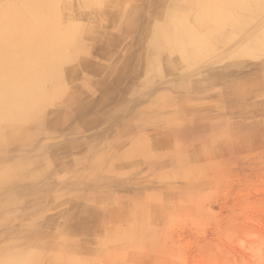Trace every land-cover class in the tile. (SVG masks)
I'll return each mask as SVG.
<instances>
[{
  "label": "rangeland",
  "instance_id": "1",
  "mask_svg": "<svg viewBox=\"0 0 264 264\" xmlns=\"http://www.w3.org/2000/svg\"><path fill=\"white\" fill-rule=\"evenodd\" d=\"M26 2L0 0V264H264V0Z\"/></svg>",
  "mask_w": 264,
  "mask_h": 264
},
{
  "label": "bare ground",
  "instance_id": "2",
  "mask_svg": "<svg viewBox=\"0 0 264 264\" xmlns=\"http://www.w3.org/2000/svg\"><path fill=\"white\" fill-rule=\"evenodd\" d=\"M37 3V0H27V2H26V6H25V8H24V10H27L28 12H31V11H35L34 9L35 8H33V6L35 5ZM248 3V2H247ZM38 4H39V2H38ZM243 6H244V4H243ZM242 6V7H243ZM264 6V5H263ZM262 8V7H261ZM14 14H16V13H14ZM13 14V15H14ZM12 15V16H13ZM21 15H22V13L19 11V13L18 14H16V15H14L13 17H15L16 16V18H18V19H16L17 21L18 20H21ZM197 21H199V20H197ZM9 25H10V27H15L14 26V24L12 23H9ZM6 26V25H5ZM22 27V26H21ZM104 29V28H103ZM99 35V34H98ZM16 36H20V35H16ZM100 36V35H99ZM98 36V37H99ZM100 39V38H99ZM99 41V40H98ZM30 43V42H29ZM28 43V44H29ZM3 44H4V42H3ZM7 46V45H6ZM31 46V45H30ZM18 48H20V49H22L23 48V43H21V41H19L18 42ZM1 49V48H0ZM3 49V48H2ZM9 49V48H8ZM103 49V48H102ZM5 50H6V48H5ZM9 51V50H8ZM50 51V50H49ZM106 51V50H105ZM13 52H15V55L16 54H18V50H15V51H13ZM105 53V52H104ZM3 54V53H2ZM106 54V53H105ZM23 56V55H22ZM6 57V56H5ZM28 57L30 58L31 57V55H28ZM47 58V57H46ZM23 59L24 58H22V60L21 61H23ZM49 59V58H48ZM143 59H144V57H143ZM12 60V59H11ZM131 60H132V58H131ZM23 64V63H22ZM40 64V63H39ZM21 65V64H20ZM50 65V64H49ZM48 65V66H49ZM21 67H22V65H21ZM84 70H91L93 67H95V69H96V66H93L92 64H91V62H87V61H85V62H82V66H81ZM1 68V67H0ZM140 68H143V67H141L140 66ZM51 70V69H50ZM49 70V71H50ZM37 72L38 71H36V74H37ZM47 72H48V70H47ZM46 72V73H47ZM56 72V71H55ZM70 72V71H69ZM142 72V71H141ZM39 73V72H38ZM41 74H42V72H41ZM50 74H51V72H50ZM136 74V73H135ZM29 75V74H28ZM39 74H37V76H38ZM48 75V73L45 75V76H47ZM26 76V75H25ZM24 76V77H25ZM49 76V75H48ZM71 76V75H70ZM35 77H36V75H35ZM42 77V76H41ZM33 78H34V76H33ZM26 79V78H25ZM41 79L42 78H39V80L41 81ZM45 79L46 80H48L46 77H45ZM2 80V79H1ZM5 80V79H4ZM7 80V79H6ZM32 80L33 79H31V82H32ZM115 81V80H114ZM120 81V80H119ZM118 81V82H119ZM23 82H24V80H23ZM25 82H27L28 83V81H25ZM38 82V80L36 81V83ZM117 82V83H118ZM39 83V82H38ZM37 83V84H38ZM5 84H7V83H5ZM32 84V83H31ZM23 86H24V84H23ZM31 87V86H30ZM17 90V89H16ZM19 92V91H18ZM13 93H17V92H15V91H13ZM4 94H5V92H4ZM17 98V97H16ZM104 103V102H103ZM16 116V115H15ZM16 118V117H15ZM23 118V117H22ZM14 119V118H13ZM7 120V119H6ZM20 120V119H19ZM18 120V121H19ZM16 121V120H15ZM39 121V120H38ZM33 125H36V123H33ZM37 127V126H36ZM39 127V126H38ZM15 128V127H14ZM40 129H41V127H40ZM45 129V128H44ZM5 132V131H4ZM43 135V134H42ZM6 141L7 140H10V147H8L9 149H11V148H13V147H23V146H32V145H35V147H36V145H37V143H38V141L40 140V135H36V133L35 132H31V131H29V130H27V129H24V130H22V131H13V132H11L10 134H8L6 137ZM27 144V145H26ZM6 147V146H5ZM14 149V148H13ZM22 149H24V150H28V149H26V148H22ZM32 149V148H31ZM17 151V150H16ZM15 151V152H16ZM22 151V150H21ZM29 151V150H28ZM24 152V151H23ZM19 153V152H18ZM33 157V156H32ZM9 161V160H8ZM36 163V161H30V162H24L23 160H19V159H14L13 161H12V167H13V169L14 170H20V171H22V170H24V168H23V166L25 167V168H27V167H29V166H32V165H34ZM7 164V163H6ZM10 164V165H11ZM5 167V165L3 164V163H1L0 164V168H4ZM6 167H8V166H6ZM5 167V168H6ZM4 171V170H3ZM5 172V171H4ZM23 177V175H22V173H20L19 175H18V177ZM35 179H37V178H35ZM17 181V180H16ZM15 181V182H16ZM12 182V184H14L15 182H14V180L13 181H11ZM16 184H14L13 186H15ZM30 186V185H29ZM32 189V188H31ZM1 195H3V194H1ZM8 204H10V203H8ZM11 207V206H10ZM7 230H8V228H7ZM10 230H11V228H10ZM15 235V234H14ZM19 235V234H18ZM17 235V236H18ZM13 236V235H12ZM3 237V236H2ZM8 238V237H7ZM2 239V238H1ZM39 240V239H38ZM37 240V241H38ZM4 242V241H3ZM7 242V241H6ZM24 242V241H23ZM32 242V241H31ZM14 244H15V242H13ZM21 243V242H20ZM25 243V242H24ZM28 243V242H27ZM1 244V243H0ZM17 244V243H16ZM7 245V244H6ZM9 245V244H8ZM26 245V244H25ZM29 245V244H28ZM27 245V246H28ZM32 245V244H31ZM5 246V245H4ZM14 247H15V245H13ZM38 246V245H37ZM5 252V249L4 248H2V247H0V259H1V257H4V256H6V255H4V256H1L3 253ZM11 252V251H10ZM9 255H12L13 256V254H9Z\"/></svg>",
  "mask_w": 264,
  "mask_h": 264
},
{
  "label": "crops",
  "instance_id": "3",
  "mask_svg": "<svg viewBox=\"0 0 264 264\" xmlns=\"http://www.w3.org/2000/svg\"><path fill=\"white\" fill-rule=\"evenodd\" d=\"M148 74H149V72H148V73H147V72H144V73H143V75H145V76H146V75L148 76ZM145 80H146V79H145ZM145 80H144V81H145ZM144 83H147V82H144ZM68 218H69V217H68ZM69 220H70V219H68V221H69ZM69 227H70V225L68 226V228H69ZM46 247H47V246H46ZM46 247H44V248H46ZM46 249H48V247H47ZM54 259H55V258H52V259H51V262H50L49 264H53ZM49 260H50V259H49ZM49 260L47 261V263L49 262Z\"/></svg>",
  "mask_w": 264,
  "mask_h": 264
}]
</instances>
